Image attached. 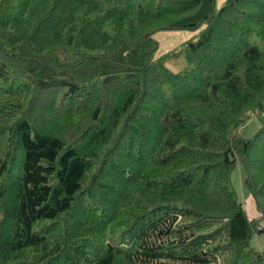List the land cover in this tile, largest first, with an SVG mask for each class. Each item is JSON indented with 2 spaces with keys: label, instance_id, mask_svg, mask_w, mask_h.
Returning <instances> with one entry per match:
<instances>
[{
  "label": "trees",
  "instance_id": "obj_1",
  "mask_svg": "<svg viewBox=\"0 0 264 264\" xmlns=\"http://www.w3.org/2000/svg\"><path fill=\"white\" fill-rule=\"evenodd\" d=\"M263 111L264 0H0V264H264Z\"/></svg>",
  "mask_w": 264,
  "mask_h": 264
},
{
  "label": "rangeland",
  "instance_id": "obj_2",
  "mask_svg": "<svg viewBox=\"0 0 264 264\" xmlns=\"http://www.w3.org/2000/svg\"><path fill=\"white\" fill-rule=\"evenodd\" d=\"M225 0H215V11L217 12ZM206 28V24H202L195 31H159L153 34V39L157 42L158 48L154 53V58H160L174 50L180 48V46L186 41H195L198 39L201 32ZM250 43L261 47V42L256 35L250 37ZM166 67L171 72H178L185 67H190L191 64L187 61L185 54L181 53L177 57H171L165 62ZM264 123V111L260 112L258 116L251 115L247 122L239 127L235 134L244 139H249L254 136L257 130L260 128L261 124ZM244 171L242 167H237V169L232 174V187L236 192L238 199L243 202L244 209L247 213L249 219L259 218L253 200L248 196V193L243 186ZM246 197L245 200L243 198ZM260 227L264 230V219L259 221ZM248 249L260 253L264 257V233L254 235L250 242Z\"/></svg>",
  "mask_w": 264,
  "mask_h": 264
},
{
  "label": "crops",
  "instance_id": "obj_3",
  "mask_svg": "<svg viewBox=\"0 0 264 264\" xmlns=\"http://www.w3.org/2000/svg\"><path fill=\"white\" fill-rule=\"evenodd\" d=\"M253 219V218H252Z\"/></svg>",
  "mask_w": 264,
  "mask_h": 264
}]
</instances>
